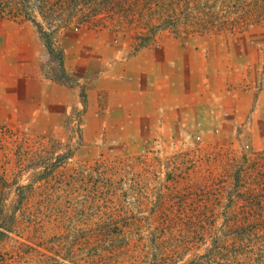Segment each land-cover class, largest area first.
Listing matches in <instances>:
<instances>
[{
    "label": "rangeland",
    "instance_id": "rangeland-1",
    "mask_svg": "<svg viewBox=\"0 0 264 264\" xmlns=\"http://www.w3.org/2000/svg\"><path fill=\"white\" fill-rule=\"evenodd\" d=\"M26 3L0 13V264H264V20L231 0ZM112 49L187 60L210 111L86 115L67 61ZM44 79L78 88L69 114L39 107Z\"/></svg>",
    "mask_w": 264,
    "mask_h": 264
},
{
    "label": "crops",
    "instance_id": "crops-1",
    "mask_svg": "<svg viewBox=\"0 0 264 264\" xmlns=\"http://www.w3.org/2000/svg\"><path fill=\"white\" fill-rule=\"evenodd\" d=\"M111 53V57L100 55L99 60L89 57V60H93L92 66L98 65L97 71H83L82 58L67 61L69 67H74L73 73L78 82L89 80L86 115H107L111 113L109 110L116 109L123 115L155 116L161 119L162 116L177 115V110L185 113L190 107L202 108L204 113L210 111L206 105H202L205 96L201 94L202 90H209V87L189 80L187 60L177 61L166 53L150 54L146 50L129 58L124 55V49H112ZM176 64L180 67L177 81L172 77V68ZM43 82L42 88H39V107L42 106L51 115L69 114L81 99L78 88L71 89L47 79ZM193 93H197V96H193ZM149 122L153 123L154 120Z\"/></svg>",
    "mask_w": 264,
    "mask_h": 264
},
{
    "label": "trees",
    "instance_id": "trees-1",
    "mask_svg": "<svg viewBox=\"0 0 264 264\" xmlns=\"http://www.w3.org/2000/svg\"><path fill=\"white\" fill-rule=\"evenodd\" d=\"M28 0H0V13H11L13 12L16 8L18 11H21L25 14H27L29 12V8L27 7V2ZM61 1V0H59ZM66 1H71V2H77L78 0H66ZM122 0H117V2H120ZM231 1H234L236 4H237V7H239V4L242 2V4H244V8H246V11L244 12V18L245 20L247 18H250V19H257L258 21L259 20H264V0H231ZM39 2H41V0H39ZM23 4V5H22ZM238 9V8H236ZM240 10V9H239ZM242 13V12H241ZM35 22V21H33ZM37 23V22H35ZM38 24V23H37ZM39 25V31L46 36V46L50 52L51 55H53L58 61H59V66H60V70H61V74H62V77H66V73H65V68H64V57L62 55V52H59L57 53L56 55V48L53 44V39H52V36L51 35H46V33L44 31H42V27L40 24ZM56 55V56H55ZM85 98V96L83 95V99ZM254 231L252 232H255L256 233H259L260 231L264 233V227L262 226H254L253 228ZM163 232V229H159V231H155V235L156 234H159L161 235ZM154 248H155V251H156V254H159V252H161V254L164 256V253H165V247L160 245V244H157L155 241H154ZM130 245V243H128L127 245L123 246V249L122 250H130L131 249V246H128ZM123 253V252H122ZM134 251H128V256H132L130 254H133ZM143 254H145L146 256L149 255V252L148 251H144ZM124 255V253H123ZM144 255V257H145ZM125 256V255H124ZM239 256L240 254L239 253H236L235 255V263H238L239 262ZM134 258H130L128 257L129 261H130V264H132L133 262H135L136 260H138L135 256H132ZM210 261V260H209ZM209 261H204L202 264H208ZM151 264H156L155 262H152Z\"/></svg>",
    "mask_w": 264,
    "mask_h": 264
}]
</instances>
